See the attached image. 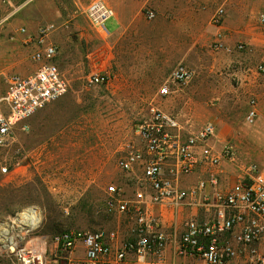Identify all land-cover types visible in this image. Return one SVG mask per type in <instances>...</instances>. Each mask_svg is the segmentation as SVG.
Masks as SVG:
<instances>
[{"label":"rangeland","instance_id":"374dc122","mask_svg":"<svg viewBox=\"0 0 264 264\" xmlns=\"http://www.w3.org/2000/svg\"><path fill=\"white\" fill-rule=\"evenodd\" d=\"M92 1L0 0V95L12 76L37 68L34 47L25 44L21 29L35 34L40 27L52 28L48 42L59 49L55 64L69 85L66 95L0 147V224L34 207L43 217L34 233H127L129 218L109 208L114 200L109 187L121 189L122 199H133L142 174L123 172L118 162L140 145L137 129L151 105L174 115L188 131L216 122V146L228 144L234 151L235 160L222 164L231 171L230 183L246 178L251 164L264 173L259 0H147L139 17L115 35L114 19L105 26L111 35L89 22L86 9ZM220 8L226 17L216 27L213 17ZM229 17L230 32L225 30ZM96 57L103 58L110 75L99 86L88 81ZM180 64L192 70L191 80L161 99L159 89ZM252 101L259 115L250 125ZM11 232L18 243L33 233ZM6 253L0 245V264H13Z\"/></svg>","mask_w":264,"mask_h":264},{"label":"built area","instance_id":"2783aa9c","mask_svg":"<svg viewBox=\"0 0 264 264\" xmlns=\"http://www.w3.org/2000/svg\"><path fill=\"white\" fill-rule=\"evenodd\" d=\"M86 16L95 28L109 35L105 26L115 12L103 0H93ZM225 17L226 10L220 8L213 17L214 25L222 26ZM259 20L264 27V14ZM51 30L47 26L35 34L20 30L25 44L34 47L32 61L37 68L27 76H12L7 91L0 95V147L10 141L16 129L69 90L55 64L59 49L48 42ZM192 76L188 66L178 65L169 82L159 89V97L172 96L174 88L187 84ZM109 80L103 58L96 57L89 83L99 86ZM258 115L257 103L252 101L247 123L253 125ZM217 132L216 122L188 131L174 115L151 105L137 129L140 145L118 162L123 172L142 174L133 199H122L121 189L109 187L114 196L109 208L129 218L128 232L67 230L53 236L33 232L23 243L14 240L6 254L13 264H169L165 253L170 238L162 230L164 212L177 213L200 201V207L213 212L208 218L193 217L186 222L176 250L179 257L200 264H264V173L251 164L246 178L223 188L222 164L235 159L228 144L216 146ZM194 176L198 177L194 185L181 187L185 179Z\"/></svg>","mask_w":264,"mask_h":264},{"label":"crops","instance_id":"0c3cea01","mask_svg":"<svg viewBox=\"0 0 264 264\" xmlns=\"http://www.w3.org/2000/svg\"><path fill=\"white\" fill-rule=\"evenodd\" d=\"M147 0H107V5L110 6L115 12V25L116 30L113 33H119L124 30L131 21L136 20L139 17V13L142 11ZM264 8V0H259L258 9ZM129 11V13H126ZM254 12V11H253ZM113 20V19H112ZM230 17L225 25V30L230 32ZM111 35V34H109ZM109 55V53H108ZM109 58H107L108 63ZM219 133V132H218ZM217 133V136H218ZM229 169L223 170L221 176V185L225 189H229L233 186L230 183ZM194 180H198V177L194 176L183 181L181 186L184 189L190 188ZM190 185V187H188ZM200 201H194L187 206L179 210L177 213H173L172 210L164 212V218L162 219V230L169 236L170 244L165 253V261L169 264H200V262L190 257H179L176 253L182 234L185 230L186 222L193 217L208 218L212 214V210H206L200 207Z\"/></svg>","mask_w":264,"mask_h":264},{"label":"bare ground","instance_id":"6f19581e","mask_svg":"<svg viewBox=\"0 0 264 264\" xmlns=\"http://www.w3.org/2000/svg\"><path fill=\"white\" fill-rule=\"evenodd\" d=\"M43 221L42 214L34 207L22 210L11 223L0 224V245L2 248L10 250L14 246L15 237L11 231L17 230L23 234H29L37 230Z\"/></svg>","mask_w":264,"mask_h":264}]
</instances>
